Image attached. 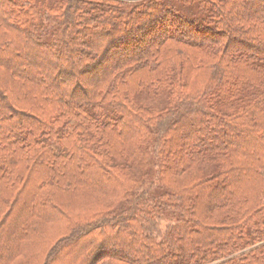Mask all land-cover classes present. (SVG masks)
I'll return each instance as SVG.
<instances>
[{
  "label": "trees",
  "instance_id": "16d2710c",
  "mask_svg": "<svg viewBox=\"0 0 264 264\" xmlns=\"http://www.w3.org/2000/svg\"><path fill=\"white\" fill-rule=\"evenodd\" d=\"M54 1L0 0V205L6 210L0 219V264H37L43 254L39 245L44 246L49 241L44 240L43 235L52 230H58V233L49 235V239L63 232L66 234L74 227V214L82 208L105 205L106 198L118 204L121 191H126L127 197L131 196L133 191L121 190L117 168L110 166L107 159L111 158L108 156L122 160L125 169L128 168L134 176L132 169L157 122L160 127L164 124L163 127H167L161 143L163 139L167 143L172 142L171 146L160 147L162 161H165L164 164L161 161L160 166L162 171H178L181 176L176 180H183V175L189 173L188 170L203 157L204 150H216L220 145L231 146L232 150L241 151L247 158L253 150L251 139L255 136L259 140L258 137L263 135L258 133L262 125L254 123V120L243 124L241 112L217 120L221 126L204 113L206 120H185L187 117L182 116L180 122L170 121L159 118L155 111L157 102L146 106L141 98L136 100L132 96L144 86H150L153 89L150 96L157 100L161 81L165 84L172 67H180L181 72L188 71L193 57L196 58V55H191L195 50L201 54V59L194 63L198 70H204L205 66L221 70L225 62H230L228 56L233 53H240L242 57L246 55L250 60L249 71L264 70V8L260 10L261 7L257 6L259 9L255 14L251 10L247 16L233 17V8L230 7L227 8V18H217L209 3L206 5L204 1L197 0L198 7L201 6L200 9L208 14L203 16L204 20H201L203 17L195 20L183 18L184 33L173 27L174 22L182 21L177 20L181 15L176 8L178 4L160 7L158 15L154 11L146 12L142 19L125 27L124 14L121 18H112L104 12L105 7L100 12L96 3L89 6L82 2L65 4V0ZM253 1V4H264V0ZM41 3L51 4L48 11L64 7L63 21L53 23L49 19L35 17L34 12L39 8L35 5ZM82 10V15H79ZM257 13L261 20L252 17ZM130 27L142 30L141 35L132 37L125 34L124 31ZM33 31H38L37 35ZM154 32L162 38L159 41L156 37L152 39L147 52L139 53L135 48L133 57L120 61L116 58L109 64L111 56L122 51L127 37L139 43L143 41L144 34L148 36ZM258 44L263 46L260 56L249 52L251 49L257 51ZM256 56L257 63H253ZM70 72L80 74L79 77L83 74L89 76L72 83L76 78H69ZM234 96L236 98L237 95ZM184 123L187 126L195 123L199 128L190 135L181 129L182 136H179L178 129ZM169 132L176 135L169 136ZM179 137L195 139L199 144L192 149L197 154L179 145ZM220 175L216 176L217 181ZM197 205H189L187 212ZM206 205L209 209L206 212L211 215L218 204L211 200ZM154 211L148 210L145 225L158 221V212ZM112 216L85 222L72 243H68V236L61 237L56 247H61V241L65 240V243L59 251L56 249L54 264H63L69 255L73 264H81L82 260L86 264H157V260L168 259L169 255L180 257L182 253L184 256L187 249H195L196 244L200 248L212 246L221 238L226 240V244L222 246L224 248L216 247L215 251L219 252L220 258H227L239 248L238 241L242 242L238 240L231 244L239 234L235 230L252 226L255 231L256 227H264V220L258 223L257 220L250 222L245 219L212 234L209 233L211 229L203 224L201 230H188L187 226L180 229L177 225L171 241L164 242L167 248L153 238L151 231L133 227L135 214L124 225L125 216L121 212ZM176 231L182 236L175 235ZM196 233H200L201 238ZM254 234L257 243L264 240L262 229ZM106 238L115 239V245L107 248L103 244ZM210 239L211 242L208 241ZM184 240L186 244L182 246L180 241ZM83 241L87 243L88 253L85 255L80 252L85 245L79 246ZM73 245L80 250L71 252ZM115 246L119 248L116 250ZM211 253L208 250L198 256L196 262L187 260L186 264H204ZM218 264H264V244Z\"/></svg>",
  "mask_w": 264,
  "mask_h": 264
},
{
  "label": "rangeland",
  "instance_id": "374dc122",
  "mask_svg": "<svg viewBox=\"0 0 264 264\" xmlns=\"http://www.w3.org/2000/svg\"><path fill=\"white\" fill-rule=\"evenodd\" d=\"M202 1H204L206 5L208 3L210 4V8L216 11L215 13L217 18H227V8L230 7L233 8L231 11V15H233V17L242 16L243 14V16H247L251 10H253L255 14L259 9L257 6L261 7L260 10L264 8V4H253V0ZM257 1L262 2V0ZM51 2L55 1L51 0ZM80 2L88 4L89 6H92L90 3H96L95 6L99 7L100 12L102 8L105 7L106 10L104 12L108 16L112 15V18H121L122 14H124L125 27L130 26L134 20L139 21L142 19L146 12L154 11L155 14L158 15L159 8H163L167 4V6H170V4H178L176 5V8L179 9L181 15L177 16V20L179 21L182 19V21L178 24H175L174 22L173 27L177 30L179 29L181 32L185 29L184 24L182 26L183 18L184 20H190L191 18H194L195 20V18L200 19L208 14L204 11V9H200L201 6L198 7L197 0L194 2L191 0H65V4H80ZM35 6L39 7L34 12L35 17H41L45 20L49 19L53 23L63 21L64 17L62 15L64 13V7H59L58 11H48V9L51 8V4L45 5L41 3ZM98 7L96 8L98 9ZM83 11L84 10H82L79 15H82ZM173 13L174 12L172 11L171 14L174 18L175 14ZM252 17L261 20V16L258 13ZM204 19L205 17L201 20ZM231 22L234 23L233 21ZM223 28L226 29L224 26ZM75 31H77V29L74 30V33ZM33 32L34 35H37L38 33V31ZM141 32L142 30H133L132 27L124 31L125 34L132 37L133 35L139 37ZM181 32H179V35H182L180 34ZM155 34L156 32L148 36L144 34L143 41H140L139 43H135L134 39L127 37L125 39L126 41H124L125 45L123 46L122 51L120 53L113 54L109 64L115 62L116 58L120 61V59L123 60L125 58H130V56L133 57L134 54H136V51H133L135 48V50L139 53L140 51L141 53L147 52L151 47L150 45L152 44V39H155L156 37V41H159V39L162 38V36H156ZM197 36L200 37L202 35L197 34ZM262 48L263 46L258 44L257 51L256 49H251L249 52H253L260 56V54H262ZM191 55H196V58L193 57L191 64L188 58V63L190 64L188 71L185 70V72H181L179 70L180 67H177V69L172 67L170 74L167 75L165 84L164 81H161L160 90L158 91L161 95H158L157 100L150 96L153 94V89H151L150 86H144L145 88L141 89L140 92L132 96L133 99L137 100L141 98V101L144 102L146 106H151L152 103L157 102L155 104V111H157L160 115L159 118L166 120L169 119L170 121L179 120L180 122V118L182 116L187 117L185 120L195 118L200 121L201 118L206 120L204 115H207L208 117L214 118L213 122L216 125H220L217 120L220 121L223 120L224 117L227 118L228 115L230 116L236 114V112H241V119L244 121L243 124H248L249 122H252L250 120H254V123L262 125V127L258 129V133L260 132L263 135H258L259 140H257L255 136L251 139L253 149L251 152L252 155L249 152L250 154H248V157L246 158L243 157L241 151L237 152L234 149L232 150L231 146H216V150H204L202 154L203 157L197 164L192 166V169L188 170L189 173L185 172L186 174L183 175V180H176L178 176L179 178L181 176L180 173H177L178 171H162L160 166L162 161V149L160 147H167V144L168 146H171L170 144L172 142L167 143L165 142L166 140L163 139L161 143V137H163L162 135L165 133L163 131L167 127H163L165 124L160 127V123L157 122V126L155 125L153 128V132L149 135L147 144L144 145L143 149H141L140 157L138 156L136 165L132 169L134 176H132V173L130 174V170L128 168L125 169L126 165L122 160L120 161L116 157L108 156V158H111L107 159L110 166L117 168L115 170L121 181V190L125 189L127 192L131 190V192L133 191V194L127 197L126 191H121V200L118 204H113V201H108L106 198L105 205L96 204L93 205L92 208H85V210L82 208L78 210L72 218L74 227H72V229H70V231L66 234L63 232L61 235L53 239L51 238L52 240L49 239V235L56 236L58 230H52L53 232L43 235L45 237L44 240L49 241L46 242L44 246L39 245V249L43 254L42 257L39 258L41 261L38 262L37 260V264H54L55 255L57 254L55 251L58 248L56 247V243L62 239L61 237L68 236V243H72L78 233V230L80 231L85 222L96 220L102 216H108L110 218V216L116 212H121L125 216L123 225L130 216L135 214L137 220L133 221L136 217L132 218L133 227H144L145 230L151 231L153 238H155L157 242H161L162 246L163 244L171 241L173 237L172 233L175 232V227L177 225L180 229H184L187 226L188 230H201V227L205 225L211 229L209 233L213 234L216 230L219 232L220 229L223 230L227 228L228 224L235 225L238 221L241 222L245 219L250 220V222L252 220H257L256 222L258 223L264 220V165H261V162L264 163V70L254 69V71H249L248 69L251 67H248V62L250 63V60L246 57V55L242 57L240 53L230 54L228 56L230 58V62H225L223 69L221 68V70H214L215 68L210 69L209 66H205L203 68L204 70L201 68L198 70V66L194 63H197L201 54L198 50H195L192 51ZM258 56L253 59L254 61L252 60L253 63H257L258 59L256 58H258ZM172 69L175 71H172ZM72 76L76 78L72 79V83H78L79 79H86L89 75L83 74V76L81 75V77H79L80 74L78 75L76 72H70L69 78ZM157 79L160 80V78ZM234 95H237L236 98H234ZM157 112H154V115H156ZM253 114L256 115L253 117ZM199 123L202 124L203 122ZM194 124L195 123H192L187 126V123H184L183 127L181 128L180 126L178 129L177 135L182 136L181 129H184L189 135L197 131L199 126L197 127ZM172 134L175 133L169 132V136ZM177 139L179 145L184 146L185 149L187 148L192 151V153L195 152L194 155L197 154L196 150L192 149L193 146L195 147L196 144L197 146L199 144L194 141L195 139H187L183 137H179ZM228 144H230L229 141ZM257 151L259 152L256 154ZM169 160L171 159L169 158ZM162 162V164L165 163V161ZM219 173H221V175L217 181L216 179L218 177L216 176ZM183 187L184 189H182ZM219 187H221V194L219 193ZM211 200L214 201L215 205L218 204L219 206L216 205V210L210 215L207 213L208 206L206 204L211 202ZM195 204L199 205H197V207H192L188 213V206ZM118 209L121 210L118 211ZM155 209L158 212V221L155 220L154 223H151L150 221L145 225L144 221L146 220L144 219L148 218V216H146L147 213H149L148 210L153 212ZM192 210L193 212H191ZM5 212L6 210L4 206L2 207L0 205V219L3 217ZM85 214H88V216H85ZM204 217L207 219H204ZM183 220L186 225L182 223ZM199 220H202L201 223ZM92 224H94V222ZM213 225L215 227H213ZM219 226L223 228H219ZM249 227L250 228L246 227V229L243 230H235L236 232L239 231V234H236V237L234 236L235 238L231 240V244L234 245L238 240H242V242L238 241L239 248L232 254L228 255L227 258H233L241 253L248 252L256 246L264 244V240L257 243V237L254 234L259 228L263 230L264 234V227H256V229H258L255 231L252 226ZM199 234L200 233H196V235ZM175 235L180 237L182 236V234L178 231H176ZM185 235L186 234H184V236ZM201 236L202 235H199V238H201ZM117 239L119 241V238ZM219 240H217L216 243L214 242L212 246L208 245V247L200 248V245L196 244V247H194L195 249H187V252L184 253L185 255L183 256L181 253L180 257L169 255L168 253L170 252V249H167L169 251L167 253V255H169V257H167L168 259L157 260L159 258L157 257L156 263L186 264L187 260L196 262V260H198V256H201L210 250V252L213 253L209 255L207 262L204 264H218L221 261H224V259H227L226 257L220 258L218 256L219 252L215 251L216 247L221 246V248H224L222 246L226 244V240L224 238ZM64 241H61V244L59 245L61 247L58 248V251L63 247L62 245L65 243ZM114 241L115 239L109 240L106 238L105 241H103V244L108 248L111 245H115ZM198 241H201V239H198ZM208 241L211 242V239ZM201 242L203 243V240ZM85 244L87 243H84L83 241V243L79 246H83ZM180 244L185 246L186 241H180ZM189 244L193 245L190 242ZM165 247L169 248L167 244H165ZM70 248L71 252L78 250L75 245ZM84 248V250H79L85 255L88 253L86 251V245ZM118 248L119 246H115L114 249L117 250ZM70 251L67 250V253L69 254ZM224 251L227 252V249ZM70 256L71 255L67 256L63 264H73V260ZM160 256L164 257L163 254ZM80 263L86 264L84 260ZM153 263H155V261ZM102 264H106V262Z\"/></svg>",
  "mask_w": 264,
  "mask_h": 264
}]
</instances>
